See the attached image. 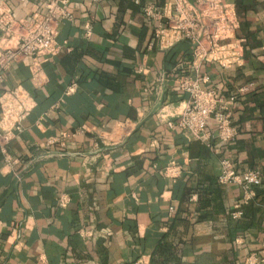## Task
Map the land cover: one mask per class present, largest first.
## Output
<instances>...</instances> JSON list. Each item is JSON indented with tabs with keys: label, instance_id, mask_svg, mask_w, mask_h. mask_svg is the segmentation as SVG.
<instances>
[{
	"label": "crops",
	"instance_id": "1",
	"mask_svg": "<svg viewBox=\"0 0 264 264\" xmlns=\"http://www.w3.org/2000/svg\"><path fill=\"white\" fill-rule=\"evenodd\" d=\"M171 1L6 0L16 20L57 3L63 49L11 63L0 85L33 99L0 146V264L264 262V0H233L244 61L230 69L160 45L145 8ZM185 77L236 97L233 141L170 126ZM225 161L261 173L252 197L219 182Z\"/></svg>",
	"mask_w": 264,
	"mask_h": 264
},
{
	"label": "built area",
	"instance_id": "2",
	"mask_svg": "<svg viewBox=\"0 0 264 264\" xmlns=\"http://www.w3.org/2000/svg\"><path fill=\"white\" fill-rule=\"evenodd\" d=\"M87 1L99 3L102 0ZM56 4L48 5L47 15L36 13L30 20H16L6 0H0V85L11 63L54 56L63 49L58 42L61 13ZM145 13L158 23L156 35L163 47L170 48L187 41L193 48L196 63H215L226 69L244 61V42L238 39L240 21L233 0H172L163 7L149 5ZM207 82L205 78L191 80L186 77L177 81L180 90L188 93L190 98L170 126L205 144L211 145L215 139L231 142L238 134L233 124L236 97L225 99L215 91L206 90ZM246 91L248 88L242 89V92ZM32 104L33 99L20 89L0 96V146L5 155L20 131L21 119L30 112ZM165 173L168 174L169 169ZM219 182L242 186L252 197L254 190L261 186V173L249 171L240 175L225 161Z\"/></svg>",
	"mask_w": 264,
	"mask_h": 264
},
{
	"label": "rangeland",
	"instance_id": "3",
	"mask_svg": "<svg viewBox=\"0 0 264 264\" xmlns=\"http://www.w3.org/2000/svg\"><path fill=\"white\" fill-rule=\"evenodd\" d=\"M250 262H251V261L249 260V261H248V264H253L254 261H252L251 263H250ZM254 264H258V262H257V263L254 262ZM261 264H264V262H261Z\"/></svg>",
	"mask_w": 264,
	"mask_h": 264
}]
</instances>
